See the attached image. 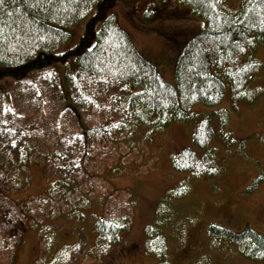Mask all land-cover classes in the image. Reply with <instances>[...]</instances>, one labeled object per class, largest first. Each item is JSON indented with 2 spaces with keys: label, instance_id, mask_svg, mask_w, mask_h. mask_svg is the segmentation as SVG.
<instances>
[{
  "label": "rangeland",
  "instance_id": "obj_1",
  "mask_svg": "<svg viewBox=\"0 0 264 264\" xmlns=\"http://www.w3.org/2000/svg\"><path fill=\"white\" fill-rule=\"evenodd\" d=\"M242 1L225 0L224 8L236 12ZM148 11L154 16L146 20ZM186 12L173 0H115L105 18L116 15L138 51L174 84L179 57L203 30V22ZM95 13L70 31L60 53L79 43ZM256 57L264 65V45ZM74 66L72 60L57 63L14 84L11 109L0 94V119L32 150L23 155L20 148L21 162L10 148L0 153V264H262L229 241L211 238L208 227L264 235V181L248 191L264 176V67L249 85L250 93L259 92L252 102L232 108L226 92L216 108L194 107L207 115L226 110L227 123L220 115L212 122L219 174L191 179L174 171L171 160L193 147L192 125H139L115 135L107 124L119 117L113 106H90L92 95L67 85ZM76 111L83 129L96 131L88 136L86 156L73 148L83 139ZM65 178L76 182V192L64 187ZM55 183L52 195L47 190ZM101 218L128 224L121 243L98 244Z\"/></svg>",
  "mask_w": 264,
  "mask_h": 264
},
{
  "label": "trees",
  "instance_id": "obj_2",
  "mask_svg": "<svg viewBox=\"0 0 264 264\" xmlns=\"http://www.w3.org/2000/svg\"><path fill=\"white\" fill-rule=\"evenodd\" d=\"M173 1L184 6L190 17L202 21L203 30L189 41L179 57L175 83L171 84L157 66L138 51L117 16L112 14L105 18L107 10L115 6V0H2L0 94L4 105L12 107L10 90L14 84L33 72H43L57 63L66 65L72 60L75 66L66 73L67 85H75L76 90L92 95L87 97L90 106H113L114 114L119 117L116 124L112 125V119H108L107 124L116 129L115 135L128 133L139 125L156 129L178 123L192 125L193 147L175 154L172 167L178 173L190 175L191 179L216 177L221 169L212 147V122L220 115L225 125L227 113L221 110L207 115L196 112L194 107L216 108L226 92H230L231 107L235 109L240 101L252 102L259 96L255 89L250 93L248 88L264 67L256 57L259 46L264 45V0H243L236 12L225 10V0ZM93 9L96 13L79 43L60 53L71 41L70 31L89 17ZM152 15V11H148L145 19L149 20ZM1 84L9 88L5 90ZM79 97L81 99L78 94ZM75 114L83 139L73 148L86 156L88 136H95L96 131L83 129L82 116L77 111ZM20 133L6 118L0 119V153L10 148L19 162L24 154L32 151L27 149ZM20 148H23L21 156ZM198 152H202L203 157L200 158ZM63 181L64 187H72L76 192V182L66 178ZM263 181L264 176L255 180L248 191H253ZM56 183L54 189L50 185L47 192L54 195L59 182L57 186ZM128 227L127 223L121 224L115 219H99L95 224L98 244L121 243V236ZM208 233L213 239L229 241L248 259L264 264L262 233L250 228L234 233L215 225L208 227Z\"/></svg>",
  "mask_w": 264,
  "mask_h": 264
},
{
  "label": "snow or ice",
  "instance_id": "obj_3",
  "mask_svg": "<svg viewBox=\"0 0 264 264\" xmlns=\"http://www.w3.org/2000/svg\"><path fill=\"white\" fill-rule=\"evenodd\" d=\"M0 3H2V0H0Z\"/></svg>",
  "mask_w": 264,
  "mask_h": 264
}]
</instances>
